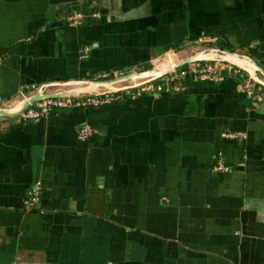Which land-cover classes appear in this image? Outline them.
Wrapping results in <instances>:
<instances>
[{
	"label": "crops",
	"instance_id": "0c3cea01",
	"mask_svg": "<svg viewBox=\"0 0 264 264\" xmlns=\"http://www.w3.org/2000/svg\"><path fill=\"white\" fill-rule=\"evenodd\" d=\"M75 11L98 15L69 24ZM206 47L264 68V0H0V106ZM230 66L180 90L0 117V264H264V79ZM218 152L231 172L214 170Z\"/></svg>",
	"mask_w": 264,
	"mask_h": 264
},
{
	"label": "built area",
	"instance_id": "2783aa9c",
	"mask_svg": "<svg viewBox=\"0 0 264 264\" xmlns=\"http://www.w3.org/2000/svg\"><path fill=\"white\" fill-rule=\"evenodd\" d=\"M97 15L98 14L96 13L87 14L81 11H75L68 14L65 19L69 24H80L86 17L91 18L96 17ZM228 67H231L230 63L225 61H196L173 68L157 79L134 87L131 86L117 91H109L100 94H71L38 99L29 103L24 109H22L18 116L23 120H37L48 115L49 112L55 108L101 107L122 100L127 95H139L144 92L159 94L170 92L172 90H180L189 79H213L214 77L219 76L220 72ZM36 88L35 84H32L28 86L29 91L27 93L22 91L19 93L22 98H26L28 93L34 91ZM247 93L252 95L253 91L247 90ZM93 132L94 128L92 126L89 124H83L77 129V137L80 140H84L91 136ZM223 135L229 138L245 137V134L241 132H228ZM214 170L221 172H231L232 170L231 167L226 164L224 155L221 152H218L217 154ZM42 188L43 183L40 179L32 184L24 201L26 208L32 209L38 204Z\"/></svg>",
	"mask_w": 264,
	"mask_h": 264
},
{
	"label": "water",
	"instance_id": "95a60500",
	"mask_svg": "<svg viewBox=\"0 0 264 264\" xmlns=\"http://www.w3.org/2000/svg\"><path fill=\"white\" fill-rule=\"evenodd\" d=\"M177 53V51L167 53L163 55L159 61L151 64V66L147 68L120 74L111 78L51 80L44 82L34 91H31V94H28L26 98L23 97L19 99L14 105L0 106V117L6 118L18 115L29 103L46 97L84 93L100 94L109 91H117L131 86H138L142 83L161 77L173 68L196 61L219 60L234 63L233 59L245 60L252 63L255 67L254 72L259 73L264 79V68L251 56L246 54L229 52L213 47H206L200 50L193 49L190 54L179 58L177 57ZM262 82L264 83V81L261 80L260 83Z\"/></svg>",
	"mask_w": 264,
	"mask_h": 264
},
{
	"label": "bare ground",
	"instance_id": "6f19581e",
	"mask_svg": "<svg viewBox=\"0 0 264 264\" xmlns=\"http://www.w3.org/2000/svg\"><path fill=\"white\" fill-rule=\"evenodd\" d=\"M233 62H234V64H237L238 66H240V67H242V68H244V69H246L248 72H250L251 74H254V73H252L251 71H252V67L254 66L252 63H250V62H248V61H245V60H239V59H233ZM244 65V66H241V65ZM255 68V67H254ZM254 71V70H253Z\"/></svg>",
	"mask_w": 264,
	"mask_h": 264
}]
</instances>
